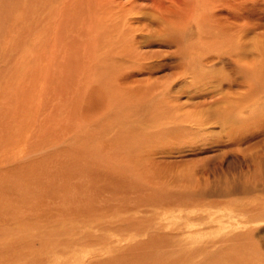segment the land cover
Instances as JSON below:
<instances>
[{"label":"rangeland","instance_id":"374dc122","mask_svg":"<svg viewBox=\"0 0 264 264\" xmlns=\"http://www.w3.org/2000/svg\"><path fill=\"white\" fill-rule=\"evenodd\" d=\"M96 1L0 0V264H264V225L220 235L215 246L183 236L186 218L205 217L207 208L261 204L243 220L258 219L264 92L256 94L261 106L252 120L249 111L238 113L249 119L243 126L222 121L193 134L172 127L173 118L153 120L155 103L139 102L147 92L139 95L134 79L174 75L180 55L151 62L147 52L170 47L125 42L128 48L112 49V61L101 56ZM258 7L264 19V0ZM260 27L255 43L248 37L234 46L245 60L264 57V20ZM234 72L224 68L216 77L238 92ZM114 93L122 97L116 104Z\"/></svg>","mask_w":264,"mask_h":264},{"label":"bare ground","instance_id":"6f19581e","mask_svg":"<svg viewBox=\"0 0 264 264\" xmlns=\"http://www.w3.org/2000/svg\"><path fill=\"white\" fill-rule=\"evenodd\" d=\"M259 2L260 0H97L96 4L95 2L93 3L95 6V17L94 22L92 23V25L94 24V33H96V37H94V39H98L96 41V49L98 48L101 51V53L99 51L101 56H103V53L111 61L115 59L114 57L116 55H118V52L112 49L114 47H117L118 45H123V43L125 42L135 44L136 46L142 44V46L147 47L151 46V44L154 45L155 43H158L160 44V46L168 45L170 47L167 51H162L159 49L156 50L155 48L147 52V56L149 59H151V62H155L156 60L160 61L163 57L176 58L178 55H180V57L178 58V65L176 64L173 67L176 70L174 75H151L149 76L150 78L145 81L139 80L137 78L134 79L138 84L137 87L141 89V91L138 90L139 95L142 94L143 91L147 92V94L145 93L144 95L146 96L144 99H138L137 97V99L140 100L139 102H142V104L145 105L147 102L155 103L153 107L148 106L149 108L152 107L151 109L153 115L152 113H150L149 115H151L150 117L153 118V120H159V118H161L162 116H166V118L168 117V119L173 118L174 125H171L172 127L182 125L183 130L186 129L187 133L192 132L193 134L204 132L206 128H208L207 126H212L216 122L225 121L219 125H225L226 122L230 121H234V123H238L239 125L242 124L241 121L247 124V120L249 119H247L246 122L244 121V119L251 117L250 119L252 120L253 117L251 115L254 114L257 106L258 109L259 106H261L258 103L260 98H258L256 94H258L259 91L264 92V57L262 56V59L252 58L249 60H245V56L243 55V53L237 50V48L234 46L236 44H239L242 38L246 39L248 37L250 39H253V41H251L250 43H255L258 37L257 30L261 28L260 23L262 20H264L263 17L259 16V13L257 12V8H259ZM252 15H255L256 19L258 20L257 23L255 21V17H253ZM126 45L128 44H125L123 46ZM125 48H128V46H126ZM93 49L95 51V47ZM234 49L235 51H233ZM121 50L119 52L120 54L122 52ZM127 52H129V50H127ZM131 53H133V51ZM229 55H233V57L231 56L230 59L227 57ZM123 56L126 57L127 53ZM130 57L135 58L136 54L130 55ZM142 63L145 64L146 62ZM156 66L157 65H155V67L148 68L146 72H152L157 68ZM232 67L236 68V72H234L230 77H235L237 81L236 85L239 87L237 88V90H239L238 92L232 91L234 87L233 83L230 82V79L228 82L227 80L223 81L224 79L220 80L218 77H216L218 71L221 72L224 68L228 69ZM200 68H202V70H200ZM139 72L140 71H138V73ZM197 75L202 76L197 77ZM153 78L155 79L153 80ZM257 78H260L261 82H259ZM160 79L167 80L166 84L161 85L162 87L159 86ZM240 80L241 82H238ZM215 82H217L219 87L215 84ZM257 84H260V86H258ZM129 86L131 88V86L133 85ZM205 86H207L206 88L208 90L206 92L202 90V88L204 89ZM5 94L9 99L10 93L5 92ZM183 94L185 95L186 100L181 102V99H183ZM134 95L136 97V94ZM112 97L114 98L113 102L115 104L118 101L120 102L122 98L118 94L115 95V93L114 95H112ZM135 97H133L134 101L136 100ZM130 100L129 103L132 102V99ZM11 101L10 99L8 100L10 105H12ZM260 102L262 103V101ZM121 105L122 104H120L119 107ZM206 105H209V108H203ZM212 106H214V108H211ZM261 107L260 108L264 110V107ZM192 108H199L200 110H196L195 112L188 111V109L191 110ZM113 109L117 111V108L114 107V105ZM129 111L130 110H127V112ZM244 111H249V116H244L245 118L242 116V119H239L240 116L238 117V113ZM255 114L258 115V113ZM114 115L116 116L117 113H114ZM194 115L198 118V121L195 119L194 121H191V118ZM235 115H237L238 118L234 117ZM262 116L264 115L262 114ZM258 118L260 117L258 116ZM180 119H182V121ZM101 120L102 119H100V121ZM185 120H187V122ZM160 121L157 122V124L160 123ZM166 123L164 122L163 124L165 125ZM179 123L180 125H178ZM168 124H166L165 126H167ZM154 125L153 127L155 128ZM153 127L151 129H154ZM168 127L169 126H167V128ZM163 131L161 132V134L164 133ZM167 132H169V130ZM135 133L138 134L137 132ZM260 205L254 204L243 206V211L241 210L242 212L239 211L240 209H238L237 211L236 209H232V207L215 211L208 210L207 208V210H205L206 212L204 213L205 217H196L195 219H193L194 217L191 218V216H187L188 218H186V221L184 223L187 229L184 227V229L182 228L183 230L186 229L185 232L182 231L184 233L183 236H185V239H187L188 241L190 240L192 244H199V241L200 243L202 241L203 243L211 242L210 245H214L215 240H218L220 235L223 236L225 234H228L229 236L232 233H235L233 235H238V233H240L239 231L251 229L254 226H263L264 207H262L258 219L254 217L256 220H243ZM177 222L178 224H180L182 220L177 219L175 224H177ZM210 227L215 228V230L202 232L205 228ZM210 236H215L211 238L213 239V241L209 240ZM236 237L237 238L234 239H231L229 237L232 240L230 242L236 244V242L239 240L238 236ZM185 239H182V242ZM208 244L209 243L205 245ZM205 245L202 247V249H204Z\"/></svg>","mask_w":264,"mask_h":264}]
</instances>
